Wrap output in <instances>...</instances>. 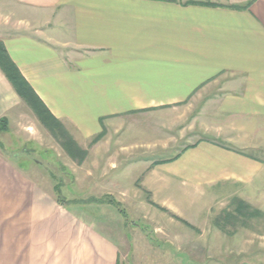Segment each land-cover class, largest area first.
<instances>
[{"label":"crops","instance_id":"1","mask_svg":"<svg viewBox=\"0 0 264 264\" xmlns=\"http://www.w3.org/2000/svg\"><path fill=\"white\" fill-rule=\"evenodd\" d=\"M195 1L0 0V44L79 147L128 140L153 107L191 109L196 142L140 172L149 200L179 219L153 229L159 246L133 224L137 242L172 254L159 264H197V229L217 253L251 251L244 238L263 232L246 230H264V0ZM2 117L9 128L38 123L0 68ZM110 206L61 204L0 150V264H129L126 229L102 213ZM225 212L241 229L223 214L220 242Z\"/></svg>","mask_w":264,"mask_h":264},{"label":"rangeland","instance_id":"2","mask_svg":"<svg viewBox=\"0 0 264 264\" xmlns=\"http://www.w3.org/2000/svg\"><path fill=\"white\" fill-rule=\"evenodd\" d=\"M210 1L197 0L195 2L211 3ZM190 112L191 109L188 106L153 107V109L145 110V114H142L141 117L146 123H141L140 119L137 121V116H134V120L140 124L133 125L137 130L134 133L129 131L128 140L125 139V135L121 139L95 144L89 140L81 142V147L74 142L81 153L73 146L70 147V141H66L67 137H63V132L62 136L61 132L57 130L49 133L51 131L47 128L48 132L43 128V124L36 116L38 123L31 122L32 124L27 126L30 127L29 129L17 126L9 128L8 123V130L0 132V150L4 151L7 159L19 167L27 176L46 185L48 189L57 191L64 198V202L68 201L67 204L75 200L92 201L94 198H100L103 203H108L110 197L116 200L118 198V201L119 198L125 200L134 196L142 197V204L144 202L147 204L143 205L145 209L140 207L141 205L126 203L120 204L121 209L111 205L109 213L103 211L102 213L106 220L114 223L115 218L126 229L125 235L129 247L127 261L129 264H159L162 259L168 261L172 254L159 253L158 249L153 251L152 248L144 247L143 243L137 242L136 238L132 236L133 224L147 232L148 240L150 239L155 243L153 245L159 246L158 237L152 234L153 229L158 232V225L166 228L167 223L164 218L166 221L173 220V222L179 219L165 207L149 200L151 195L147 190L141 188L139 182L142 175L140 172L144 168L142 166L149 163L154 165L162 161L177 160L182 152L184 153L190 145L196 142L199 135L190 129ZM25 122L29 123L30 121L25 119ZM142 131H146L148 136L146 135L147 137L143 140L137 139L140 137L137 134L142 135ZM32 137L34 139H31ZM82 148L86 149L88 154ZM81 156L83 157L81 158ZM133 187L134 190H132ZM56 188L57 190H55ZM132 191H135V195L132 194ZM214 208L216 210L218 206L215 205ZM223 214H226L227 219L225 221L231 222L235 232L241 229L237 220L227 216L228 212L220 213L217 216L219 236L214 237L220 242H222L221 234L225 232L222 230L224 226ZM236 214L238 215L237 218L236 215H233L236 219L248 223L245 216ZM140 216L145 219H141ZM263 223L264 221L258 224L262 225ZM195 231L199 234V245L197 252L193 253L192 256L193 259H197L195 261L197 264H233L240 260L264 264V230H246L251 233L263 232L261 235L244 238L252 245L251 251H227L224 253L212 251L214 247L211 249L210 245L207 244L212 238L201 235L198 229ZM230 237L232 239V236ZM160 246L162 247V244Z\"/></svg>","mask_w":264,"mask_h":264},{"label":"trees","instance_id":"3","mask_svg":"<svg viewBox=\"0 0 264 264\" xmlns=\"http://www.w3.org/2000/svg\"><path fill=\"white\" fill-rule=\"evenodd\" d=\"M161 1H170V2H172V1H175V0H161ZM191 3H194V2H191ZM201 4L213 5L212 3H201ZM0 68L5 73V76L7 77L9 82L12 84V86L14 87L15 91L17 92V94L32 109V111L39 118L40 122L46 128H48L51 131V133H53V131L57 130L58 132H61V136H62V132H63L65 134V135L63 134V137H67L66 141L67 140L70 141L69 142L70 147L73 146V148H75L79 152V149L76 147V144L74 143V141H72L69 138L68 134L64 131V129L61 126V124L59 122H57V120L54 119L52 117V115H50V113L47 111V109L44 107L42 102L39 100L37 95L34 93L32 88L30 87L28 82L22 77V75L18 71L17 67L10 60V58L8 57L7 53L5 52V50H4V48H3V46L1 44H0ZM6 130H8V120H7V118L2 117V118H0V132L6 131ZM79 153H81V152H79ZM82 157L83 156H81V158ZM55 190H57V188ZM55 195H56L57 200L61 204L62 203L67 204L66 202H68V201L64 202L65 201L64 198L61 197L57 193V191H55ZM79 201H82V200H75V201H70V202L71 203H79ZM92 201H96L98 203H103L100 200V198H97V199L94 198ZM106 204H110V205L116 207L117 209H121L120 203L117 202L114 198L110 197V200Z\"/></svg>","mask_w":264,"mask_h":264}]
</instances>
